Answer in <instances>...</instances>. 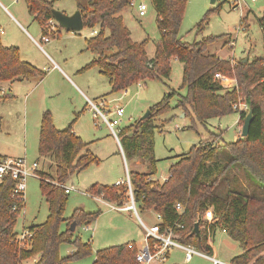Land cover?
<instances>
[{"label": "trees", "instance_id": "obj_1", "mask_svg": "<svg viewBox=\"0 0 264 264\" xmlns=\"http://www.w3.org/2000/svg\"><path fill=\"white\" fill-rule=\"evenodd\" d=\"M148 1L157 13L159 31L152 56L146 51L148 38L133 40L124 22V10L129 0L77 1L83 27L97 29L94 35L85 38L86 47L98 52V56L80 71L98 67L108 79L110 92H119L148 79H158L167 85L165 80L171 75L170 60L174 58L182 64L180 88H185V93L179 95L177 106L185 114H190L189 106L197 120L205 122L233 112L232 105L241 100L248 104V110L239 112V123L242 126L249 110L252 120L244 137L223 144L201 141L192 145L177 156L168 167L167 177L160 181L153 178L157 162L154 156L155 123L160 115L170 111V99L177 92L172 90L164 94L149 107L150 113L145 119L138 118L119 129V142L126 161H145L149 166V171L145 172L128 170L135 207L138 204L143 211L159 214L161 230L171 227L175 240L206 255H215L212 241L218 230L236 241L241 250L231 257V263L264 264V199L236 190H228L225 195L215 191L234 165L253 182L264 186V54L249 61H233L207 53L208 45L219 36L188 43L179 35L187 0ZM25 2L28 12L41 26V37L47 35L46 24L55 14L53 1ZM205 21L206 17L198 24V30L203 28ZM258 22L260 27L264 25V10ZM215 73L235 79L234 87L214 78ZM45 75V71L20 58L18 47L3 45L0 40V82L43 78ZM77 117L78 114L65 128L58 129L49 110L41 114L38 153L52 156L55 172L37 171L48 214L43 222L26 228L30 235L21 242L14 227L24 208V199L17 198L12 192L10 178L0 183V264H28V260H32V264H68L90 254V243L71 232L70 225L75 222V229L79 225L88 226L101 211L76 207L69 217H64L69 194L64 189L67 179L74 172L100 162L88 149L89 143L74 132L72 126ZM222 150L227 152L223 163L219 160ZM216 166L220 170L210 180L209 175ZM87 192L118 207L130 200L125 180L113 185L94 183ZM177 203L181 210L176 208ZM208 210L212 213L210 221L203 218ZM63 223L64 230L61 229ZM195 224L198 234L193 231ZM62 243L75 249L61 257L59 247ZM131 244V247L124 243L98 249L92 264H139L136 261L138 247L134 242Z\"/></svg>", "mask_w": 264, "mask_h": 264}, {"label": "rangeland", "instance_id": "obj_2", "mask_svg": "<svg viewBox=\"0 0 264 264\" xmlns=\"http://www.w3.org/2000/svg\"><path fill=\"white\" fill-rule=\"evenodd\" d=\"M48 1H53L55 12L71 16L78 10L77 1L85 3L87 0ZM238 1L239 4L236 6L238 3L236 0H187L179 29L181 39L191 43L204 37L219 36L208 45L207 53L233 61L244 58L249 61L262 57L264 34L258 19L263 14L264 0ZM1 2L6 7L5 9L0 5L2 44L18 47L20 58L45 71L46 75L43 78L0 82V89L1 87L4 89V94L0 93V155L24 157L29 163L37 161L39 170L54 174L55 164L52 156L50 154L42 156L38 153L41 114L44 110H49L54 126L58 129L65 128L78 114L72 126L73 130L83 141L89 143L88 149L100 159V162L74 172L67 179L66 186L72 189L68 194L64 217H69L76 207H81L85 211L101 212L89 226L79 225L74 231L83 242L90 243V254L68 264H92L95 252L104 247L133 241L140 246L143 245L145 232L140 220L147 226L151 225L156 221L153 212L143 211L138 204L130 211L115 209L111 205H117L92 197L87 192L88 187L94 183L113 185L116 180H126L128 169L149 171L145 161L134 162L132 159L124 161L119 142V129L140 118L164 94L172 90L177 92L170 99V111L160 115L155 123L154 156L157 162L153 178L161 181L167 177L169 165L192 145L201 141L213 145L223 144L241 137L239 112L233 111L205 122L198 121L189 106L187 109L190 114H185L184 110L177 106L179 95L185 93V88H180L182 64L174 58L170 60L171 75L165 80L167 85L158 79H148L131 85L126 91L110 92L108 79L99 72L98 67L80 71L98 56V52L88 49L85 42V38L96 33V27L92 29L83 27L78 31L67 30L53 17L54 29L49 30V25L46 24L49 41L41 42V26L28 12L25 0ZM123 17L133 40L148 38L146 51L152 56L156 41L159 39L155 9L149 4L146 15L138 17L134 9L127 7ZM204 17L206 21L203 28L198 30V24ZM32 38L42 45V49ZM54 63L62 68L69 79L61 70L55 68ZM232 79L228 77L224 85L233 88L236 82ZM84 95L94 104L101 102L100 109L109 118H113L112 114L116 107H123L124 114L115 135L101 118H98L97 125L94 124L93 109ZM109 112L112 114L109 115ZM225 156L227 152L220 151L221 163ZM219 168L216 166L212 170L210 180L215 177ZM228 190L241 191L264 199V186L253 182L236 165L232 166L215 188L216 193L220 195H225ZM129 202L130 200L122 207H126ZM47 214L48 204L40 193L39 177L36 174L32 175L27 180L24 208L18 216L15 232L20 235L30 225L43 222ZM211 214V210H208L203 218L208 220ZM61 229H65V223L61 225ZM212 247L215 256L226 262H230L231 257L241 251L236 241L218 230L213 238ZM74 249L72 245L62 243L59 254L65 257ZM184 256L183 249L172 247L165 260L153 261L150 264H213L203 255L195 254L187 262Z\"/></svg>", "mask_w": 264, "mask_h": 264}, {"label": "built area", "instance_id": "obj_3", "mask_svg": "<svg viewBox=\"0 0 264 264\" xmlns=\"http://www.w3.org/2000/svg\"><path fill=\"white\" fill-rule=\"evenodd\" d=\"M236 1L238 2L236 3V6H237L239 4V1L238 0ZM0 5L6 9V7L3 5L1 0H0ZM128 7L134 9L135 14L138 17H143L147 13V10L149 7V1L148 0H129ZM47 24L49 25V30L54 29L55 25H54L53 19L49 20ZM262 29H263L262 32L264 34V25L261 27V30ZM0 33H2L1 29H0ZM42 41L48 42L49 36L48 35L42 36L41 42ZM36 43L38 45H41L37 41ZM214 78H218L223 84L225 83V81L228 80V77L220 73H215ZM232 80L235 81V79H232ZM139 83L140 82H137V84ZM225 85L227 86V84ZM0 93L4 94V89L2 87L0 89ZM87 101H88L87 103H89V105L93 109L91 110L93 111V117H95L94 124L97 125L99 123L98 118H101V121L104 122L107 125V127L110 129V131L115 135L116 128L121 122V117L124 114L123 107L121 106L116 107L113 114L112 112H109L108 113L109 115L111 114L113 115V118H109L107 114H104L101 111L100 109L102 105L101 102H99L98 104H94L89 99H87ZM232 109L238 112L247 111L248 104L246 102L238 100V102L232 105ZM38 167L39 166H38L37 161L29 163L24 157H10V156L0 157V183L5 178H10L12 180V192L17 196V198L24 199V192L26 190L27 180L30 176L37 174V171L39 170ZM125 181L127 182V185H128V195L130 198V202L123 209L132 210V209H135V204H134V199H133V194H132V189H131L128 174H127V178ZM119 182H122V181H118L117 183ZM64 189L66 193H69L72 188L65 185ZM176 208L181 210L180 204L177 203ZM153 213H154L156 221L152 223L151 225L147 226L144 224L142 220H140V223L145 233H144L143 245L137 248V253H136V261L139 262V264H150L153 261L165 260L166 256L168 255L172 247H179L184 250L185 252L184 260L186 262L191 260L193 255L199 254V255H203L209 258L213 262V264H233L231 262L222 261L218 259L215 255L213 256L206 255L205 253L194 248L193 246L184 245L178 242L173 237V230L171 227H168L165 230H161L159 223L161 222L162 218L159 214L155 212ZM211 217H212V214H211ZM210 220L211 218H208L207 221H210ZM29 235H30L29 231L25 229L23 233H21L20 235H17V239L19 242H21L25 237ZM128 246L131 247L132 244L128 243ZM29 264H32V262Z\"/></svg>", "mask_w": 264, "mask_h": 264}, {"label": "water", "instance_id": "obj_4", "mask_svg": "<svg viewBox=\"0 0 264 264\" xmlns=\"http://www.w3.org/2000/svg\"><path fill=\"white\" fill-rule=\"evenodd\" d=\"M54 17L59 22V24L67 30H81L83 28V20L81 17V13L79 10H76L74 14L68 16L62 12H55ZM243 61H247V58H244ZM150 113V110L147 109L146 112L140 117L141 119H145ZM252 120V113L249 110L244 117L243 124L241 126L240 134L242 137L246 136L248 133V128L250 122ZM76 227V223L72 222L70 225V231L74 232ZM193 231L198 234V225L195 224Z\"/></svg>", "mask_w": 264, "mask_h": 264}, {"label": "crops", "instance_id": "obj_5", "mask_svg": "<svg viewBox=\"0 0 264 264\" xmlns=\"http://www.w3.org/2000/svg\"><path fill=\"white\" fill-rule=\"evenodd\" d=\"M3 32V31H2ZM33 39V38H32ZM33 41L35 42V44L40 48V49H42V45H38L37 43H36V41L33 39ZM3 45H5V44H3ZM7 46V45H6ZM54 66H55V68H58L59 70H61L62 72H63V74L69 79V77H68V75L62 70V68H60L56 63H54ZM7 82H13V81H7ZM9 85V84H8ZM87 99H89L86 95H84ZM123 157H124V155H123ZM124 161L126 162V159H125V157H124ZM129 170V169H128ZM128 172V171H127ZM128 174V173H127ZM119 180H116L115 181V183H117ZM114 183V184H115ZM98 199H101V198H99L98 197ZM111 207L112 208H117V209H119V210H126V209H123L124 207H118V206H113V205H111ZM130 211V210H129ZM154 223V222H153ZM89 226V225H88ZM222 233H223V231H221ZM135 244H136V242L135 241H133ZM127 243H131V242H127ZM137 245V247H139L140 245L139 244H136ZM238 253H240V251L239 252H237V254ZM28 262H32V260H28Z\"/></svg>", "mask_w": 264, "mask_h": 264}]
</instances>
